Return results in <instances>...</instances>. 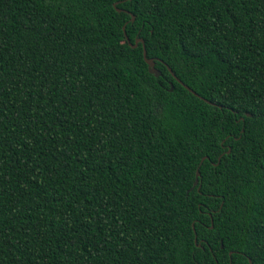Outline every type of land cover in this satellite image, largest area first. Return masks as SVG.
<instances>
[{"label":"trees","instance_id":"trees-1","mask_svg":"<svg viewBox=\"0 0 264 264\" xmlns=\"http://www.w3.org/2000/svg\"><path fill=\"white\" fill-rule=\"evenodd\" d=\"M248 259L264 0H0V264Z\"/></svg>","mask_w":264,"mask_h":264},{"label":"water","instance_id":"water-1","mask_svg":"<svg viewBox=\"0 0 264 264\" xmlns=\"http://www.w3.org/2000/svg\"><path fill=\"white\" fill-rule=\"evenodd\" d=\"M114 6H115V4H114ZM117 11L118 12H121L122 10H120V9H117ZM133 20H134V16L132 15L131 16V21L133 22ZM123 34L125 35V30H124V26H123ZM125 38H126V40H127V42H129V40H128V38L126 37V35H125ZM138 42H140L141 44H142V56H143V60H144V62L146 63V65H147V67H148V72H149V74H152V75H154L155 77H159L160 75H161V72L159 71V70H157L156 68H155V59H153V58H147V56H146V50H145V47H144V42H143V40L142 39H136L135 40V42H134V44L133 45H131L130 43H129V45L132 47V48H135L136 46H137V44H138ZM166 68L168 69V71H169V73L171 74V76L180 84V85H182L186 90H188L189 92H191L192 94H194L195 96H198L194 91H192L189 87H187L186 85H184L176 76H175V74L172 72V70L166 65ZM172 88H173V86L172 85H170V91L172 90ZM230 150H228L227 151V153L229 152ZM206 159V157H203L201 160H200V163H199V165H201V163L203 162V160H205ZM218 161H219V159H218ZM199 167L197 168V170H196V174H195V181H194V183H193V186H196L197 184H198V178H199ZM211 223H212V220H211ZM195 242H196V239H195ZM197 246H199V245H197ZM231 255V252L229 253V256ZM248 261H249V263L250 264H252L251 263V260L250 259H248ZM230 264H231V262H230Z\"/></svg>","mask_w":264,"mask_h":264}]
</instances>
